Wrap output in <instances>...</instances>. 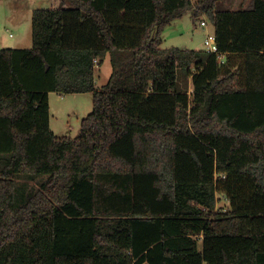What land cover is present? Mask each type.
<instances>
[{"label": "trees", "instance_id": "16d2710c", "mask_svg": "<svg viewBox=\"0 0 264 264\" xmlns=\"http://www.w3.org/2000/svg\"><path fill=\"white\" fill-rule=\"evenodd\" d=\"M219 1L62 0L0 48V264H264V0ZM187 12L218 52L161 46ZM51 91L93 93L79 135ZM19 173L45 178L20 195Z\"/></svg>", "mask_w": 264, "mask_h": 264}, {"label": "rangeland", "instance_id": "374dc122", "mask_svg": "<svg viewBox=\"0 0 264 264\" xmlns=\"http://www.w3.org/2000/svg\"><path fill=\"white\" fill-rule=\"evenodd\" d=\"M35 2L37 7H59L63 4L61 0H20L22 7L21 9L13 10L10 9L8 16L6 17L2 14V20L8 19V24H11L9 29L6 30L5 24L3 25V31H0V35L5 32L14 31V24L19 20H24L28 18L29 11H27V2ZM197 1V0H194ZM7 6H12L11 0H4ZM0 0V4L4 3ZM20 3V4H21ZM253 4V0H220L218 3V8H233L237 9L242 6L250 7ZM205 19L208 21L206 26H202L200 21ZM4 22V21H3ZM1 30V28H0ZM214 31V26L209 18L205 14H201L197 19L192 17V12H187L183 17L175 19V21L165 28L162 37L164 39L162 47L179 46L182 48H195L204 49L205 43L204 39L206 35ZM13 42L16 40L15 37L8 36ZM32 46V44H31ZM2 48V47H0ZM112 73V64L109 55L106 56L103 64L97 66V71L95 74L96 84L98 87H103L109 80L110 74ZM179 81L183 82L181 76H179ZM189 92H192V79L188 80ZM52 100V111H53V125L57 130L59 135H70L75 137L80 134L82 128V119L87 116L93 109V93L83 92V93H65L59 94L54 92L51 95ZM5 155H0V173L3 166L5 165ZM35 176V177H34ZM45 175H35V174H25L19 173L16 175V183L18 186V193L20 195H28L33 193L41 183ZM217 208L226 209L228 207V200L222 195H218ZM202 245V244H201ZM200 245V246H201Z\"/></svg>", "mask_w": 264, "mask_h": 264}, {"label": "crops", "instance_id": "0c3cea01", "mask_svg": "<svg viewBox=\"0 0 264 264\" xmlns=\"http://www.w3.org/2000/svg\"><path fill=\"white\" fill-rule=\"evenodd\" d=\"M11 1H12V6H7L6 5V2H4V0H3L4 3L0 4V28H1L0 31H3V27H4L3 25L4 24H5L6 30L9 29V27L11 25V24H8V22H9L8 19L2 20V17H1L2 14H4L7 17L8 16V13H9V11H10L11 8H13V10H18V9H21L19 7H22L24 5V4H22L20 2V0H11ZM34 3L35 2H31V3L27 2V6H28L27 7V9H28L27 11H29L28 18H24L23 21L22 20H19L18 22H16L14 24L15 30L14 31H9V35L6 32L3 35H0V47H2V48H4V47H32L31 44L33 45V35H32L33 34V26H32L33 10L35 8H39V7L35 6L36 4H34ZM61 3H63L62 0H61ZM253 6H254V0H253L252 6H250V7L242 6L240 8L250 9ZM50 7H52V6H50ZM240 8H237V9H233V8H222V9L238 10ZM174 21L175 20H173L169 25H171ZM164 31H163V33H164ZM8 36H11V37H15L16 36L17 38H16V40H14L12 42L9 39ZM163 41H164V39H163ZM109 57H110V55H109ZM54 92H56V91L49 92L50 107H51V109H50V126H51L52 130L57 135H59L58 132H57V130L55 129V127L53 125V111H52V100H51L52 98H51V95ZM59 94H62L63 95V93H59ZM60 136H62V135H60Z\"/></svg>", "mask_w": 264, "mask_h": 264}, {"label": "built area", "instance_id": "2783aa9c", "mask_svg": "<svg viewBox=\"0 0 264 264\" xmlns=\"http://www.w3.org/2000/svg\"><path fill=\"white\" fill-rule=\"evenodd\" d=\"M200 24L202 26H206L208 24V21L205 19H202L200 21ZM204 43H205V49H207L208 51H211V52H218L219 51L217 39H216V35H215L214 31L210 32L206 35V37L204 39Z\"/></svg>", "mask_w": 264, "mask_h": 264}]
</instances>
